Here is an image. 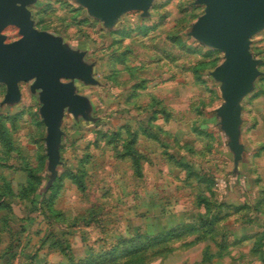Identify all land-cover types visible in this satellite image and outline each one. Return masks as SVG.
<instances>
[{"label": "rangeland", "instance_id": "obj_1", "mask_svg": "<svg viewBox=\"0 0 264 264\" xmlns=\"http://www.w3.org/2000/svg\"><path fill=\"white\" fill-rule=\"evenodd\" d=\"M27 8L36 30L83 51L97 80H74L90 103L92 119L79 116L73 122L67 116L63 128L72 138H66L50 184L47 160L40 158L47 135L40 90H31L32 80L21 82V99L10 104L0 81V158L17 165L30 158L45 192L61 173L86 170L84 190L69 177L61 181L56 200L63 215L52 221L68 232L70 254L51 253L49 261L194 264L206 249L215 254L220 243L233 247L256 231V244L264 246V29L251 37L261 74L241 102L244 148L236 165L217 114L224 102L221 82L213 75L225 53L192 33L205 3L152 0L146 14L128 11L112 29L81 0H32ZM2 34L6 42L22 36L15 24ZM112 131L125 140L140 136L134 145L140 148L138 162L118 156L120 141L103 136ZM43 221V228L36 224L41 235L51 229L49 219ZM148 231L166 234L152 239L145 236ZM114 246L115 254L102 255Z\"/></svg>", "mask_w": 264, "mask_h": 264}, {"label": "water", "instance_id": "obj_2", "mask_svg": "<svg viewBox=\"0 0 264 264\" xmlns=\"http://www.w3.org/2000/svg\"><path fill=\"white\" fill-rule=\"evenodd\" d=\"M32 0H0V81L7 85L5 102L21 99L20 83L32 80L31 90L39 91L40 114L47 128L49 184L56 178L61 162V129L65 111L75 117L92 119L87 97L77 92L74 80L96 84L93 64L83 62V51L71 50L60 40L36 30L27 5ZM91 13L112 29L120 16L131 10L146 14L152 0H81ZM204 15L193 34L204 44L225 53V60L213 72L221 82L224 102L217 109L228 145L237 165L242 158L240 142L242 99L254 89L261 71L259 59L250 51L251 37L264 29V0H200ZM18 25L22 36L6 42L3 29Z\"/></svg>", "mask_w": 264, "mask_h": 264}, {"label": "crops", "instance_id": "obj_3", "mask_svg": "<svg viewBox=\"0 0 264 264\" xmlns=\"http://www.w3.org/2000/svg\"><path fill=\"white\" fill-rule=\"evenodd\" d=\"M77 92L81 95H85L81 93L79 89L77 90ZM256 112L258 117L259 112L263 113V110L260 107L259 109L258 108L256 109ZM67 116H70L73 122H77L79 120V117H75L72 113L68 112L67 110L65 111L61 125V129L63 131L62 141L60 146L61 161H62V150L65 143L67 142L66 138L67 137L72 138V135L68 136L65 131V128H63V123L66 121ZM122 126L128 127L126 124ZM139 138L140 136L137 135V141L139 140ZM75 141L76 140H72L73 143ZM136 146H137L135 147L136 150L140 152L139 146L138 145ZM121 150H124L123 146H121ZM45 155L48 163L47 153H45ZM118 156H120V154ZM124 157H126L127 159L131 158L130 155H126ZM25 160H26L25 164L30 163L29 166L33 167L30 158L25 157ZM7 164L8 165H3L2 162H0V190L1 191L4 190L3 187L9 185H10L9 187H11V189L6 188L5 194L3 195V197L6 199V202L10 205V208L3 209L0 211V256L1 258H4L3 254L9 251V248L13 243V241L16 238H18L21 241V246L22 247L24 246L22 252L25 253L24 255L27 256L28 254H31L32 252L40 248L39 255L41 256V258L47 259L49 261L48 254L51 253L58 254V251L49 249L48 245L41 246L40 244L41 238L44 234L41 235L40 233H38L39 229L36 227V224L38 226L40 225L39 226L40 228H43L41 225L42 223L45 224V222L43 221L44 217L43 216L37 217L33 223L27 224V227L25 228L24 231H21V218L27 216L28 208L30 205L29 201L27 199L22 198L21 196L22 190L24 189V187L28 185V181H29V173L26 168V165L25 164L17 165L12 162L11 163L7 162ZM41 190L45 192V188ZM56 208L59 209L57 200H56ZM257 234L258 232L256 231L254 235L252 233L249 235H244L243 239L245 237L246 238L241 242H239L238 244H236L235 246L229 247L227 251L223 252L225 253L223 256H216L208 261H203L201 257V260L194 264H258L256 263V261H259L260 264H264V258L259 257L262 251L264 252V246H260L259 244L258 245L256 244V239L258 236ZM227 259H229L230 261L228 260L229 261L228 262ZM15 260L13 261L12 264H21L22 262H24L25 256L23 257V259L16 258Z\"/></svg>", "mask_w": 264, "mask_h": 264}, {"label": "trees", "instance_id": "obj_4", "mask_svg": "<svg viewBox=\"0 0 264 264\" xmlns=\"http://www.w3.org/2000/svg\"><path fill=\"white\" fill-rule=\"evenodd\" d=\"M106 131H109V130L107 129ZM107 135L111 136V138L109 139L110 143L120 141V146L124 147V150H121V152H119L120 156L123 157L126 155H130V156L136 157V160L139 159L140 155L138 154V151L134 147V145L136 144V141H137L136 133L132 136V138H130L128 140L123 139L120 131H112L111 133L105 132V134H103V136H107ZM40 158L44 161V163H46V155L45 154H41ZM0 162H2L3 165H8L6 158H4V157L0 158ZM137 162H138V160H137ZM25 165H26V168H27L28 173H29V181H28V185L26 187H24V189L22 190L21 196H22V198L27 199L29 201L30 205L28 208L27 216L21 218V231L25 230L28 223H33L37 217L41 216V214L44 215L43 216L44 219H49L48 225L50 226L51 229H50V231H47V232L45 231L44 235L42 236L41 241H40L41 246L48 245L49 249L56 250V251H58L59 254L63 252L64 255L67 257L68 254H70V252L68 251V248H67L68 246L65 245L67 242L66 236L68 235V232L60 231V227L56 226V224L52 221V218L54 216L55 217H61L63 215V213L59 209L56 208V199L58 197L61 181L64 177H69L73 181V183H75L77 185V187L79 189L84 190V188L86 186L85 185V179H84L85 174H86V170L83 167H81L79 169V171H74L71 169V170L66 171L64 173H61L58 176L57 180L54 182V184L44 194L43 191L41 190V187L43 185L42 176L37 175L38 174L37 169L30 167L29 163H26ZM137 165H138V163H137ZM43 170H45V169H43ZM9 186L3 187L4 190H2V191L0 190V211L3 209L10 208V205L6 202V199L3 197V195L5 194V191H6L5 189L6 188L11 189V187H9ZM170 231H172V230L170 229L168 231V233ZM40 232H41V230L39 229L38 233H40ZM144 234H145V236H148L152 239H155L157 237L164 238L163 234H166V233H158L155 231H148ZM244 239H243V237H241L235 243L238 244L239 242H241ZM110 240L114 241V237H109V241ZM23 248H24V246L23 247L21 246L20 239L16 238L13 241V243L11 244L9 251H7V253L3 254L4 258H1V256H0V264H12L14 259L17 258V255L21 256V255L25 254V253H22ZM228 248H229V246L227 245V243H225V242L222 244L220 243V245L218 246V251L215 253L216 255L213 252H210V251H208V249H206L203 261L211 260L212 255L223 256L225 254L223 252L227 251ZM39 249L32 252L31 254H28L27 256L25 255V260L21 264H78V263H75V262H77L76 259H71V260L67 259L68 262L66 261V259H60L57 261L50 262L47 259L41 258V256L39 255ZM115 249H116V247L114 246L113 249H111V251L108 252L107 251L108 249L106 251H104L105 250L104 249V250H102L103 253L102 252H100V253H102V255H108V254L110 255L111 253L115 254L116 253ZM92 250L93 249H91V253H93Z\"/></svg>", "mask_w": 264, "mask_h": 264}]
</instances>
